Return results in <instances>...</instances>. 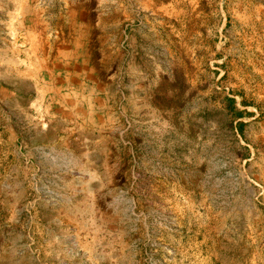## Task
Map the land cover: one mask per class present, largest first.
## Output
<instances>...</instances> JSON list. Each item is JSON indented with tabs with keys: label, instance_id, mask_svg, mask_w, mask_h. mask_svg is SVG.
I'll use <instances>...</instances> for the list:
<instances>
[{
	"label": "rangeland",
	"instance_id": "obj_1",
	"mask_svg": "<svg viewBox=\"0 0 264 264\" xmlns=\"http://www.w3.org/2000/svg\"><path fill=\"white\" fill-rule=\"evenodd\" d=\"M0 264H264V0H0Z\"/></svg>",
	"mask_w": 264,
	"mask_h": 264
}]
</instances>
